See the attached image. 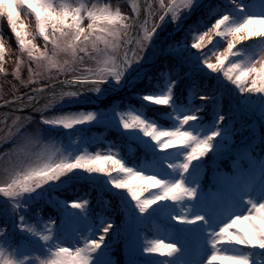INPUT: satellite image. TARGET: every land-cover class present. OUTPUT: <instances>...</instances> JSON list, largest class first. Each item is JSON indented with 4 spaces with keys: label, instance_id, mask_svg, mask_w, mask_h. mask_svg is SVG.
<instances>
[{
    "label": "snow or ice",
    "instance_id": "1",
    "mask_svg": "<svg viewBox=\"0 0 264 264\" xmlns=\"http://www.w3.org/2000/svg\"><path fill=\"white\" fill-rule=\"evenodd\" d=\"M143 7L147 8L146 15L141 11ZM241 10L240 0H217L214 4L209 0H170L168 3L159 0L158 8L151 4L140 6L132 0L135 15L130 17L124 15L120 7L102 4L100 0L95 3L89 0V4L80 3L76 7L55 5L53 0H0V19L6 17L21 55L26 53L29 60L30 77L27 81L21 80V86L29 87L42 80L58 81L50 87H33L32 94L27 96L5 99L0 107L11 108L15 104L20 111L31 109L43 114L59 104L78 101L86 94L112 95L126 85L135 87L130 79L132 72L159 55L171 60L170 65L166 63L158 72L159 78L168 82L167 90L157 91L153 86V90L141 94L142 101L167 109L174 102L173 87L181 73L190 77L187 87L191 101H195L181 110L177 125L163 129L141 115L120 110L115 103L102 110L43 116L44 125L62 128L74 136L84 135L88 143L93 138L86 130L93 126L117 130L126 144L136 145L149 158L135 168L127 166L110 148L107 155L92 154L85 148L72 156L71 153L65 155V149L52 143L43 144L36 137L21 136V128L31 117L16 115L12 120L15 132L9 130L4 137H15L12 141L15 147L5 153L6 159L0 167V197L3 198L0 241L4 242L0 243V264H121L117 253L125 254L126 264H138L135 253L141 240L142 254L175 257L182 251L176 242L161 243V239H150L147 235L169 228L175 229L177 239L185 245V259L180 264H215L217 260L227 264H254L248 254H223L222 246L227 242L264 250V196L245 199L249 191H264V131L259 139L252 136L244 143H232V137L241 133L237 122L234 119L229 122V113L224 111L225 94L222 90L216 91L215 86L206 94L207 84H201L192 75L193 68L202 66L216 71L218 64L229 55H239L233 51L237 43L251 37L264 38V15L244 13L237 22L232 12ZM192 11L215 13L214 23L196 40H211L213 35L227 39V47L217 56L218 64L208 62L205 53L192 51L200 49L199 42L188 45L178 37L168 43L158 40L164 24H177ZM21 15H34L38 35L45 42L44 50L26 38L28 34ZM85 19L87 27L82 24ZM200 26L203 25L197 21L183 34L187 36ZM4 53L5 44L0 40V73L5 72ZM148 53L150 55L146 56ZM22 63H16L13 75L17 79ZM230 64L224 76L240 93L264 95V51L256 59L230 61ZM61 75L65 77L63 80H59ZM246 77H251L250 86ZM135 79H147L152 85L153 77L136 72ZM13 90L16 91L15 85ZM44 99L48 102L42 108L37 107ZM208 105L210 107H206ZM205 116H210V121L206 122ZM170 149L175 150L166 151ZM225 158L232 159L228 171L221 169L219 163ZM106 162H111V171L116 175L106 169ZM76 170L107 173L108 183L119 190L121 203L114 213L109 210L111 215L96 213L94 224L83 232L77 230L79 245L73 242L65 246L70 237L66 233L57 235L54 220H43L37 209V219L42 224L38 227L35 222L28 223L19 210L25 207L21 201L26 195L63 183V178ZM134 182L141 183L133 186ZM143 183L157 189L146 199L140 196ZM233 193L239 204L246 203L248 207L246 211L231 213L226 221L220 220L225 201L228 207L239 206L237 199L232 198ZM197 205L202 211L193 212ZM69 206L87 218L89 201L73 200ZM154 206L161 209L172 206L178 211L171 214L162 211L148 219L149 210ZM213 218L219 222L212 223ZM242 223H246V229L241 227ZM195 225H201L202 236L183 230L185 226ZM14 227L23 234L20 242L16 240L15 231H9ZM233 229L234 232L230 231ZM5 243L11 252L5 249Z\"/></svg>",
    "mask_w": 264,
    "mask_h": 264
},
{
    "label": "rangeland",
    "instance_id": "2",
    "mask_svg": "<svg viewBox=\"0 0 264 264\" xmlns=\"http://www.w3.org/2000/svg\"><path fill=\"white\" fill-rule=\"evenodd\" d=\"M95 2L96 0H91V3ZM135 2L137 3V5L140 6H144L147 4L153 5L154 8H158L159 6V0H135ZM168 2H170V0H166V3ZM197 2H199V0H197ZM209 2L214 4V2H217V0H209ZM53 3L55 5L68 4L72 7H76L80 3L89 4V0H53ZM100 3H108L114 6H118L121 8L122 13L126 16L131 17L135 15V13L132 12V0H100ZM240 3L242 5V10L232 12V15L235 17V20L237 22L242 20L244 13L264 15V0H240ZM229 7H231V5H229ZM141 11L144 15H146L147 8L143 7ZM198 16H200V13L196 11H193L189 15L185 16V19L183 20L181 25L179 27H176L177 29H175V31L169 37L167 31L170 28H173L175 24H172L171 22L164 24L159 32L158 40L163 43H168L170 40L178 37L188 45H191L194 42H199L201 44L200 49H192V51L197 52L198 54L205 53L208 62L212 64H218L217 56H219L227 47V39L213 35L211 40L205 38L204 41H197L196 37L199 36L203 31H206L207 28H197L187 36L183 34L189 25L194 24L196 22ZM30 17L21 15L20 18L21 22L25 25V31L28 34L26 38L32 40L36 47L42 51L44 50L45 42L43 41V38L39 35L35 37L34 35H32L34 34V30L29 25ZM87 23L88 21L86 19L82 21L84 27H87ZM209 27H211V25H209ZM0 40L5 41L1 35ZM233 51L238 52L239 55L235 57L229 55L228 59L224 60L222 64H218V68L216 71H212L210 69H203L201 66L200 69L193 68L192 75L197 77L200 80L201 84H207V87L204 89L206 94L212 91L213 86H215L216 91H223L226 97L224 111L229 113L230 118L238 117V121L236 122L240 126V132H243L242 137L238 138L237 141L232 140V143L240 144L246 142L247 140H250L252 136H255L257 139H259L261 132L264 131V95L256 93L245 95L240 93L239 90L235 88V86L232 85L230 81L227 80V78L224 76V72L227 71L228 68L231 66L230 61L244 62L248 59H256L259 53L261 51H264V38L251 37L249 40L241 41L235 45ZM6 52L7 48L5 45L4 54H7ZM147 55H150V53L146 54V56ZM8 60L9 59H7L5 55L4 64ZM17 61H23V63L21 64L19 79H17L13 75V73H15L16 71ZM166 63L170 65L171 60L170 58L165 57L163 55H159L155 59L150 61L146 60V62L142 63L137 69L132 72L130 76L132 83L136 86L144 83V81L147 80L135 79L136 72H141L144 74L145 77L151 75L156 76V83L154 85L156 86L155 90L166 91L168 82L162 78H159L158 76L159 68L163 67ZM28 66L29 60L26 53L21 55V50L18 48V58L15 61L13 69L9 71V69L6 68L5 65V74L3 75V73H0V105L4 103L5 99L13 100L14 95L27 96L28 94H32L33 87H46L57 82L55 80L51 82L42 80L37 84H33V86H21V80H29L30 73L28 72ZM54 73L55 70H53V74ZM155 73H157V75ZM62 77L64 76H59V80ZM182 78H185L186 80V78H189V76H186L181 73V78L177 80V83L173 87L174 102L167 109H163L164 106L149 105L147 102L142 101V99L140 98L141 94H143L144 92H148V90L142 92L136 91L134 93V87L127 85L125 87L119 88L112 95H83L78 101L65 102L59 104L55 108L50 109L44 112L43 114L31 109H24L20 111L17 109V106L15 104H13L11 108L0 107V121H6V123L0 122V167L3 166L4 160L6 159L5 153L10 152L15 147L12 142L15 137H10L8 139H4V137L8 136L9 130L15 132V128L12 125V120L15 118L16 115L22 117H31V121L24 124L23 128H21L20 130L19 135L36 137L43 144L52 143L57 148L65 149V155H68L69 153H71L72 156L78 155L85 148H87V150L92 154L99 153L101 155H107L108 149L110 148L112 152L117 153V158H123V162H126L127 166L134 168L139 167L140 165L146 163L149 158L146 157L143 153V150L137 148L136 145L126 144L124 138L120 136V133L117 130H108L102 127L93 126L90 129L86 130V134L93 138L92 142L88 143L85 140L84 135L74 136L68 133L67 130H64L62 128L58 129L52 128L48 125H44L42 123L43 116L65 114L75 111L84 112L96 109L102 110L105 108H109L115 103L119 105L120 110L131 111L134 114L141 115L142 118L148 119L149 122L156 123L158 128L163 129L168 126H175L178 124L177 116L180 115L181 110L187 109L189 107L190 102H195L191 101L190 99L188 87L186 89V93L176 90L178 81H180ZM245 80L249 81L248 86H250L251 77H246ZM13 85L16 86L15 92L13 90ZM48 95L51 96V93H49ZM47 102V99L41 100L40 103L36 106L42 108ZM91 102L93 105H91ZM206 107H210V105ZM5 114H7V116H5ZM210 119V116L204 117V120L206 122L210 121ZM229 122H231V120H229ZM95 128L97 129L95 130ZM99 129L104 130L101 132L98 131ZM182 146L183 145L177 147ZM174 150L175 149H170L166 151ZM229 159L230 158H225L219 162L221 169L225 171L230 170ZM105 167L108 171H111V162H106ZM111 174L116 175V172L111 171ZM75 175L79 176L76 178L77 182H87L91 185L93 182L96 187L93 188L91 192L95 193V196L99 195L101 199L94 201L91 200L88 196H86V194L80 195L78 197H72L73 199H67L66 201L56 199L57 196L54 194L55 191L62 190L65 187L70 186L71 184L69 185V183L74 181L70 179L72 178V176ZM106 175L107 173L90 174L82 170H76L73 173L68 174V177H64L63 183H58L55 186H45L44 189H39L36 193H33L30 196L26 195L21 201V203L25 205V207H22L19 211L23 216L26 217L28 223L31 224L35 222L38 227H42V224L37 219V210H35L36 206L40 204L39 209H46L45 212L40 214V217H42L45 221L51 218L56 222L58 236L61 233H66L70 237V239L66 241L65 246H71L73 245V242H75V245H79L80 241L76 237L77 230L83 232L87 226L95 223L96 213L103 215L108 213L109 210L114 211L118 208L121 203V197L118 195L119 190L113 188L112 185L108 183L109 178ZM208 175L210 177L211 172H209ZM257 175H259L258 172ZM67 178L69 179L67 180ZM137 183L141 182H134L133 186H136ZM142 187L144 190L140 192L141 199L149 198L153 192L157 191V189L155 188L148 187L146 183H143ZM123 191H126V189ZM261 196H264V191L253 190L245 193V199H259ZM53 198L56 200H54ZM232 198L237 199V202L239 204V199L235 196V193L232 194ZM79 199H85L89 201V212L87 214V218L84 214H79L77 211L71 209L69 206L71 201ZM46 201H52V203H48ZM115 203L117 204L116 207ZM2 205L3 198L0 197V206ZM247 207L248 205L246 203L239 204L238 207H228L227 201H225L223 213L219 219L226 221L231 215V213L236 211H246ZM153 211L157 213L165 211L168 214H171L172 212L178 211V209L172 206H169L166 209H161L160 206H154L153 209L149 210V213ZM197 211H202L199 205L193 208V212ZM115 219L118 220L119 217L117 216L115 217ZM217 222H219V220H217L216 218L212 219V223ZM241 227L246 229V223H242ZM93 230L98 231V229ZM183 230L191 233L193 236L203 235L201 225L185 226ZM9 231H15L17 242H20L23 239V234L19 233L18 227H14V230L9 228ZM230 231L234 232L235 230L233 229ZM147 235L150 239H161V243L176 242L177 247L181 248L182 251L175 257H167L159 253L142 254L140 251V247H142L143 241L141 240L138 242V246L135 253L138 264H180V261L185 259V245L183 241L177 239L175 229L169 228L163 231H156L155 233L149 232ZM0 243L4 242L0 241ZM4 247L7 251H12V249L8 248V245L6 243L4 244ZM222 248L223 254H248L251 257V260L254 261V264H264V250H261L259 248H246L242 245L227 242L223 244ZM101 254H103V252H101ZM117 255L121 257V263L126 264V261L123 259L125 254L117 253ZM137 256H143L144 259H138ZM161 256H164L165 258L160 259L159 257ZM215 264H227V262L217 260Z\"/></svg>",
    "mask_w": 264,
    "mask_h": 264
},
{
    "label": "trees",
    "instance_id": "3",
    "mask_svg": "<svg viewBox=\"0 0 264 264\" xmlns=\"http://www.w3.org/2000/svg\"><path fill=\"white\" fill-rule=\"evenodd\" d=\"M214 15H215V13L213 11V12H206V14H204V16L203 15L198 16L196 22L199 21L200 25H203V26H200L198 28H203V29L208 28L209 25H211V23H213V21H214V19H212V17ZM29 25H31L33 30L36 32L35 23H34V21H32V19H31V23ZM0 33L6 37V41H7V45H8L7 46L8 47L7 57L9 58V60L6 63V66H8V68L11 69V67L15 64L16 58L18 56L17 55L18 54L17 46H16L17 44H16V40H15V35L11 32L10 27L8 26L7 22L3 18L0 20ZM155 74L157 75V73H155ZM151 76L153 77L152 85H149L148 81L146 80V81H144V83L136 85L133 88L134 89L133 92L135 93L136 91L137 92L138 91L142 92V91H147V90L149 91L150 89H153V86L156 83V81H155L156 76H153V75H151ZM183 79L184 78H182L180 81H178V85L176 86V90L186 93L187 83L185 81H183ZM182 83H183V85H182ZM229 118H230V116H229ZM232 119H234L235 121H238V117L230 118L229 120L232 121ZM240 133H241L240 136L236 135L233 137L232 140L237 141L238 138L242 137L243 132L241 131ZM66 177H68V175ZM72 178L74 179L73 176H72ZM93 188L94 187L91 186L90 183H86V182H84V183H82V182L76 183L75 182L74 183L73 182V183H71L70 186H67L62 190H56L54 194L57 197L65 198V200L66 199L71 200V199H73L72 197H78L80 195L86 194V196H88L91 200L97 201L98 199H101V198L99 197V195L95 196V193L91 192ZM90 192L93 194H91ZM116 206H117V204L115 203V207ZM45 210L46 209L43 208V209H41V212L43 213V212H45ZM114 211H113V213H114ZM108 214L111 215L112 213H108Z\"/></svg>",
    "mask_w": 264,
    "mask_h": 264
},
{
    "label": "bare ground",
    "instance_id": "4",
    "mask_svg": "<svg viewBox=\"0 0 264 264\" xmlns=\"http://www.w3.org/2000/svg\"><path fill=\"white\" fill-rule=\"evenodd\" d=\"M192 12H193V11H192ZM192 12H187V13L185 14V16L189 15V14L192 13ZM184 19H185V17L182 18L181 21H178L177 24H175V26H174L173 28H170V29L167 31V33L169 34L168 37L171 36V34L175 31V29H177L176 27H179V26L181 25V23L183 22Z\"/></svg>",
    "mask_w": 264,
    "mask_h": 264
}]
</instances>
